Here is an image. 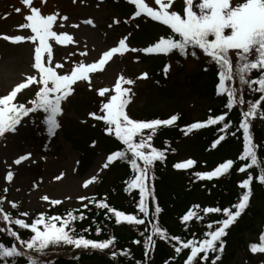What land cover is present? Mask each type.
<instances>
[{
  "label": "snow or ice",
  "instance_id": "obj_1",
  "mask_svg": "<svg viewBox=\"0 0 264 264\" xmlns=\"http://www.w3.org/2000/svg\"><path fill=\"white\" fill-rule=\"evenodd\" d=\"M28 7L29 14L25 16V23L19 24L20 29H30L29 35H4V39L10 42L29 41L34 45L33 74L26 75V78L15 84L11 91L6 95L0 96V137L9 133H16L17 126L22 123L25 117L30 114L40 113L43 115V123L47 126L49 135H53L61 126L58 117L63 114L62 102L74 93V87L77 81H89V73L103 70L105 64L113 58L115 54H123L129 50L126 44V38H121L118 46L110 47L103 51L98 61L85 64L83 61L76 64L70 72L61 74L58 68H63L60 63L53 62V44L55 41L60 45H66L73 41V36L66 31L57 32L54 25L58 22L67 21V16H61L58 12L44 15L41 8L33 6V0H22ZM134 4L136 11L134 17L145 14L154 21L161 22L170 29L167 36L159 37L154 43L142 49L131 48L133 52L142 51L145 54H170L178 52L182 56L191 55L196 57L198 51L202 53L207 60L213 63L217 68L218 82L216 91L218 94H226L227 109H233L234 106H244L247 104V110L241 108V118L238 123V131L242 130V150L237 159L243 161L236 169L240 173H246L245 178L238 182V187L242 190L234 204L227 207L207 206L201 208L200 205H192L186 213L181 216V221L187 223L193 219L203 220L204 216L200 213L221 214L224 218L210 222L206 225L209 229L203 234L202 239H188L186 242L178 235H169L168 231L162 227L158 221V215L162 208L156 203L154 211H150L149 198L154 199L153 185L154 172L152 171L157 161L166 159V149H160L153 146V137L157 130L162 126H171L178 119L179 114H173L166 119H135L125 110L129 104L131 88L122 87V82L132 85V79H125L121 75L115 82L114 94L109 92L108 88H100L98 94L101 97L108 96L101 102L100 112L89 113L96 120L103 121L106 125L105 131L109 135H114L123 148L113 151L106 157L103 164L107 168L110 163L119 160L127 161L133 170L132 177L126 182L125 192L132 189L139 190V200L136 205L139 213L143 214L140 218L138 214L126 213L124 210H118L110 206L105 200L92 201L98 208L105 209V215L109 219H114L116 224L127 222L129 224L144 225L145 220L151 217V234L144 236L143 248L144 256L154 250L156 240L159 237L165 241H176L180 246L173 245L176 254H181L182 250H189L184 264H200V261L211 264H218L222 259L223 251L226 247L228 230L242 216L245 210L250 206V199L253 195L252 184L256 180L264 184V160L258 157L257 145L253 141L251 131L252 121L259 116L264 119V0H243V2L233 4L232 0H184L183 14L174 10V0H155L159 7L149 6L145 0H130ZM15 11L19 13L20 8ZM86 24H92L91 19L84 21ZM62 27V23H61ZM86 55V53H82ZM170 65L164 66L165 74ZM257 72L255 78L250 74ZM147 73H141V77H146ZM238 77L240 88L233 86V81ZM35 82L39 85V90L35 93V98L30 101L31 106L25 103H16L14 100L18 92L25 89L26 86ZM243 86H247L249 91L259 93V98L245 101L243 95L239 94ZM228 113L224 112L210 115L205 121H196L186 125L187 132L203 128L207 125L222 124L221 132L229 129L231 121H226ZM187 134V133H186ZM225 139V135L219 136L212 142V147H216ZM95 144V141H93ZM173 151H175L173 149ZM31 153L22 154L16 160L15 164L29 160ZM196 164V161L189 158L173 165L175 169L185 170ZM235 161L231 158L218 163L211 170L195 173L198 179L213 180L228 174L234 167ZM258 168L259 173L253 176L250 169ZM64 173L61 172L55 177L60 180ZM14 172H7L6 180L12 182ZM97 177L93 175L91 181ZM89 179L83 181L84 186H88ZM5 188L4 192L7 193ZM44 201H50L52 205H59L61 200L51 199L47 195L43 196ZM80 201L88 198L79 196ZM6 197H0V221L7 227L0 229L9 236L15 238L23 245L28 252L22 251L15 243L6 245L0 242V264H17L16 258H26V264H52L51 261L40 260L31 255V252L38 254L44 253L51 245L65 244L73 246L76 249H94L104 250L114 246L115 236L105 239H91L84 234H80L74 224L77 221L85 219L84 212L77 210H67L64 214L48 215L39 213L31 219L29 223L26 219L29 213H20L14 217L12 212L6 211L4 204ZM12 209L19 207L16 201L9 202ZM84 204L83 208H87ZM13 225L19 228L29 230L31 235L27 239H21L19 232L14 230ZM86 231V230H83ZM101 227H96L95 232L101 233ZM259 243H251L250 250L253 253H264V232L259 237ZM133 243L139 244V240ZM127 254V250H125ZM202 254V255H201ZM210 254H215L210 258ZM116 257L117 253H111ZM78 259V257H77ZM143 264V262H136ZM167 264V262H165Z\"/></svg>",
  "mask_w": 264,
  "mask_h": 264
},
{
  "label": "rangeland",
  "instance_id": "obj_2",
  "mask_svg": "<svg viewBox=\"0 0 264 264\" xmlns=\"http://www.w3.org/2000/svg\"><path fill=\"white\" fill-rule=\"evenodd\" d=\"M145 2L151 7H159L155 0ZM240 2L243 0H232L233 4ZM33 6L40 7L44 15L58 12L68 17L67 21L54 25V30L68 32L74 42L60 45L50 41L54 64L63 65L57 69L61 74L70 72L81 61L85 64L98 61L103 51L118 46L121 38H126L129 50L115 54L103 70L89 73L90 83L77 81L73 85L74 93L62 102L63 114L58 117L61 126L53 135L48 134L43 122L36 120V115L30 114L17 126L16 133L0 137V192L5 193L4 189H8L4 208L10 209L9 202L16 201L22 212L29 216L52 206L50 201L42 199L45 195L61 200L59 205L62 207L77 208L83 202L78 197L91 195L99 179L107 173L110 164L103 167L106 151L92 131V124L98 120L89 113L99 115L101 102L108 94L101 97L98 90L108 88L114 94L115 82L121 75L134 81L132 85L122 82V87L131 88V99L125 110L135 119L143 112L147 119L153 114L165 117L184 113L195 120L217 105L210 97L206 83L196 77L200 65L191 55L176 58V53L145 54L130 50L149 46L159 37L166 36L168 28L145 14L134 17L136 7L130 0H33ZM16 8L21 11L17 13ZM182 8L184 0H174V10L180 12ZM29 11L22 0H0V96L10 92L26 75L34 73L31 67L33 43H14L3 38L4 35L31 34L30 29L18 28L26 22ZM89 19L92 24L84 23ZM166 64L170 68L165 74ZM158 72L159 76L156 75ZM141 73H147V76L141 77ZM38 90L39 85L33 82L18 92L14 102L31 106L30 101ZM258 120H262L264 136V119L258 116ZM16 136L19 139L14 143ZM197 150L198 147L191 143L180 144V162L189 157L200 159L202 156ZM27 153H31L29 160L20 165L14 163L16 157ZM9 170L14 172L12 182L6 180ZM61 172L63 177L56 180ZM93 175L97 177L95 181H91ZM85 179L90 180L88 186L83 185ZM245 238L253 239L254 234L246 232ZM232 264L251 263L244 259L243 253H237Z\"/></svg>",
  "mask_w": 264,
  "mask_h": 264
},
{
  "label": "trees",
  "instance_id": "obj_3",
  "mask_svg": "<svg viewBox=\"0 0 264 264\" xmlns=\"http://www.w3.org/2000/svg\"><path fill=\"white\" fill-rule=\"evenodd\" d=\"M199 2V0H196ZM181 13V11H180ZM198 51L196 57L191 56L198 61L200 70L196 77L203 79L210 92V97L217 101V105L210 107L202 117L195 120L184 113L179 115V119L171 126H162L153 137V146L166 149V159L157 161L152 169L154 172L153 185L154 199L149 198L150 211H154L156 203L162 208V212L158 215V223L164 227L169 235H178L185 242L188 239H202L203 234L209 231L206 225L210 222L224 218L221 214H208L203 220H191L187 223L181 221V216L188 209L198 204L203 207L220 206L227 207L234 204L237 197L241 193L238 187V182L245 178L246 173H240L236 169L243 163L237 159L238 154L242 150V130L238 131V123L241 118V108L247 110V104L244 106H234L233 109H227L226 94H218L216 84L218 82L217 68L207 58ZM176 58L182 57L178 52H172ZM187 57H190L188 55ZM176 60V59H175ZM177 61V60H176ZM156 75H160L159 72ZM253 78L257 75L254 70L250 74ZM159 79V78H158ZM160 80V79H159ZM161 81V80H160ZM233 86L240 88L238 77L233 81ZM245 101L255 100L259 98V93L249 91L247 86H243L241 92ZM90 106V103H88ZM227 112L226 121H231L229 129L221 132L222 124L207 125L200 129L187 132L186 125L196 121H205L210 115L221 114ZM140 113V112H138ZM136 113V114H138ZM139 114L138 119H147L145 114ZM143 115V116H140ZM170 116L153 114L148 119L160 118L166 119ZM258 116L252 121L251 131L253 133V141L258 146V157L264 160V136L263 128ZM103 129L95 126L93 133L97 135L98 142L106 151L111 149L119 150L123 148L120 141L114 138L104 136L101 133ZM187 133V134H186ZM106 135V134H105ZM225 135V139L216 147H212V142L219 136ZM191 143L198 147V153L202 156L200 159L192 157L196 164L185 170H178L173 167L179 160L180 144ZM173 149L175 151H173ZM231 158L235 161L234 167L228 174L213 180L198 179L195 173L213 169L218 163L225 159ZM253 176L259 173L258 168L250 169ZM133 170L129 163L124 160L117 159L114 161L108 172L103 176L97 185L93 195L84 203L88 204L85 209L83 205L75 209L77 214L84 212L85 219L77 221L74 228L80 234L86 235L91 239H105L115 236L114 246H110L104 250H84L76 249L73 246L63 243L51 245L45 249L44 253L31 252V255L38 257L40 260L51 261L52 264H184L189 250H182L181 254H176L173 245L180 246L176 241H165L159 237H154L156 246L151 251L148 257L144 256L143 240L144 236L151 234V224L149 220H145L144 225L129 224L127 222L116 224L114 219H109L105 215L106 210L98 208L92 201L105 200L110 206H114L118 210H124L126 213L138 214L143 218V214L139 213L136 205L139 200V190L132 189L125 192L126 182L132 177ZM253 195L250 199V206L245 210L240 218L228 230V234L223 239L226 240V247L222 254V259L218 264H232L236 254H244V259L251 264H264V253H253L249 245L251 243H259V237L264 232V184L254 180L252 184ZM0 197H6L0 193ZM69 209H64L58 205H54L48 210V214L62 215ZM13 216L16 217L22 210L10 209ZM36 215L29 219L34 218ZM25 219L24 217H20ZM7 225L0 221V229ZM14 230L19 232L21 239H27L31 233L29 230L12 226ZM96 227H101V233L95 232ZM86 230V231H83ZM254 234L253 239L245 238V233ZM144 233V236L141 235ZM134 240H139L140 243H133ZM0 242L10 245L15 243L22 251L28 252L19 241L9 236L7 233L0 231ZM127 250V254H125ZM115 251L116 257L111 253ZM202 255V254H201ZM215 254H210V258ZM78 257V259H77ZM17 264H26V258H16ZM12 264V260H9ZM200 264H211V259L208 262L200 261Z\"/></svg>",
  "mask_w": 264,
  "mask_h": 264
},
{
  "label": "bare ground",
  "instance_id": "obj_4",
  "mask_svg": "<svg viewBox=\"0 0 264 264\" xmlns=\"http://www.w3.org/2000/svg\"><path fill=\"white\" fill-rule=\"evenodd\" d=\"M18 139H19V137L16 136L14 139L15 140L14 143L18 142ZM13 145H15V144H13ZM15 159H17V157Z\"/></svg>",
  "mask_w": 264,
  "mask_h": 264
}]
</instances>
